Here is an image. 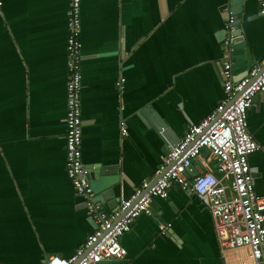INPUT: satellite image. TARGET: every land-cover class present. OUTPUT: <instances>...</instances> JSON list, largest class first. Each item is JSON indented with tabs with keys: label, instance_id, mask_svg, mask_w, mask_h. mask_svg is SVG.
<instances>
[{
	"label": "crops",
	"instance_id": "obj_1",
	"mask_svg": "<svg viewBox=\"0 0 264 264\" xmlns=\"http://www.w3.org/2000/svg\"><path fill=\"white\" fill-rule=\"evenodd\" d=\"M0 2V260L46 264L49 255L71 256L95 229L66 169L70 0ZM263 2L81 0L82 156L105 210L152 180L165 155L149 106L181 139L224 97L227 4L253 63L264 58ZM248 128L261 145L249 163L264 194V90ZM208 155L203 148L194 173ZM151 209L121 238L124 264H222L201 197L174 185ZM162 222L171 223L166 232Z\"/></svg>",
	"mask_w": 264,
	"mask_h": 264
},
{
	"label": "built area",
	"instance_id": "obj_2",
	"mask_svg": "<svg viewBox=\"0 0 264 264\" xmlns=\"http://www.w3.org/2000/svg\"><path fill=\"white\" fill-rule=\"evenodd\" d=\"M224 22V97L209 115L190 125L164 155L154 183L144 179L130 197L121 199L118 208L107 211L96 199L90 168L82 156L81 0H70L66 169L74 189L84 199L95 229L71 256L49 255L46 264H124L109 262L126 256L122 236L131 230L140 214L152 213L155 197L166 198L174 185L192 191L206 202L221 246L222 264H264V194L255 189L249 163V155L261 145L248 128V110L257 93L264 90V58L237 79L231 42L238 30L235 12L228 4ZM203 148L209 150L203 160L204 170L194 173L193 162ZM170 226L171 223L162 222L159 230L166 232Z\"/></svg>",
	"mask_w": 264,
	"mask_h": 264
},
{
	"label": "water",
	"instance_id": "obj_3",
	"mask_svg": "<svg viewBox=\"0 0 264 264\" xmlns=\"http://www.w3.org/2000/svg\"><path fill=\"white\" fill-rule=\"evenodd\" d=\"M231 57L233 61V68L234 71L237 72H244L241 73L239 76H237V79L242 78L244 75L247 74L248 69L252 67V57L250 55L251 50L247 47L246 41L244 39V36L241 34H237L231 42ZM254 64V63H253ZM221 76L223 78V67L221 64H218ZM148 110L152 114V116L145 111V113L148 115V117L151 119V121L154 123L156 128L161 130V134L164 138H166V148H165V154H167L172 147H174L179 141V138L173 139L171 138L172 132L171 129L167 126V124L157 115L154 113L152 107H148ZM89 176L91 178L92 172H89ZM158 177H154L152 179V183H154ZM125 259H115L109 261L110 263H125Z\"/></svg>",
	"mask_w": 264,
	"mask_h": 264
}]
</instances>
